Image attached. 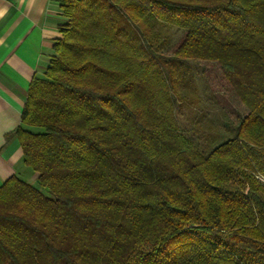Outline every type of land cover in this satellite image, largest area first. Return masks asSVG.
I'll list each match as a JSON object with an SVG mask.
<instances>
[{"label":"trees","instance_id":"1","mask_svg":"<svg viewBox=\"0 0 264 264\" xmlns=\"http://www.w3.org/2000/svg\"><path fill=\"white\" fill-rule=\"evenodd\" d=\"M51 1L14 131L48 194L2 183L0 264H264V0ZM201 60L247 110L205 147L177 115Z\"/></svg>","mask_w":264,"mask_h":264},{"label":"crops","instance_id":"2","mask_svg":"<svg viewBox=\"0 0 264 264\" xmlns=\"http://www.w3.org/2000/svg\"><path fill=\"white\" fill-rule=\"evenodd\" d=\"M61 16L51 0H0V186L16 174L35 184L14 135L29 83L49 62Z\"/></svg>","mask_w":264,"mask_h":264},{"label":"rangeland","instance_id":"3","mask_svg":"<svg viewBox=\"0 0 264 264\" xmlns=\"http://www.w3.org/2000/svg\"><path fill=\"white\" fill-rule=\"evenodd\" d=\"M183 36V30L174 29L171 33L170 45L165 51L170 53L180 43ZM192 65L194 78L193 82H190V88L194 93L195 87L198 103L189 106L186 103L181 104L177 115L180 126L188 133H196L197 141L202 147H205L208 141L204 139V136L210 140L208 133L210 136L214 135L215 142L213 144L225 139L230 134L233 124L237 125L247 110L231 90L217 63L201 60L193 62ZM209 123H213V125L207 130L205 126ZM208 149L210 147H207L206 150ZM259 179L264 181L263 176H259ZM35 185L44 194H48L47 189L40 186L38 182H35Z\"/></svg>","mask_w":264,"mask_h":264}]
</instances>
